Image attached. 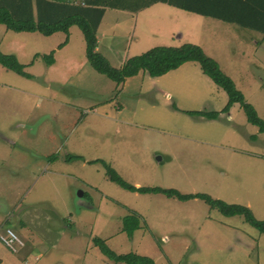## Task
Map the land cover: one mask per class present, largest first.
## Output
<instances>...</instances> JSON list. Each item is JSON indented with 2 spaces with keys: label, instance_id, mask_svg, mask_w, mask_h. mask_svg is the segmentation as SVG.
I'll list each match as a JSON object with an SVG mask.
<instances>
[{
  "label": "rangeland",
  "instance_id": "obj_1",
  "mask_svg": "<svg viewBox=\"0 0 264 264\" xmlns=\"http://www.w3.org/2000/svg\"><path fill=\"white\" fill-rule=\"evenodd\" d=\"M114 1L129 13L143 0ZM106 7L108 35L99 46L112 66L154 46L197 44L264 120L261 33L163 3L138 13L143 20L113 26L116 12ZM68 32L0 24V52L25 73L0 64V133L12 141L0 138V235L12 229L22 243L0 240V264H126L101 244L119 255H159L156 264H264V233L242 215L224 216L200 198L132 192L110 181L103 165L133 186L204 193L262 220L264 132L239 103L223 110L228 95L197 62L117 83L91 67L81 30ZM51 53L54 63L46 61ZM125 222L136 226L128 232Z\"/></svg>",
  "mask_w": 264,
  "mask_h": 264
},
{
  "label": "trees",
  "instance_id": "obj_2",
  "mask_svg": "<svg viewBox=\"0 0 264 264\" xmlns=\"http://www.w3.org/2000/svg\"><path fill=\"white\" fill-rule=\"evenodd\" d=\"M82 1L84 4L77 1L73 2V0H0V24L15 32H39L44 36L59 31L67 34L69 27L76 25L83 34L86 43V57L91 67L117 83L122 82L126 76L137 74L142 70L151 77H157L178 68L185 62L195 61L203 73L228 95V103L223 110L226 111L235 102L239 103L246 114L247 121L264 132V120L259 118L256 110L244 100V97L236 90L233 81L222 72L218 63L207 56L197 44L154 46L141 54L128 58L119 68L112 66L107 58L96 50V32L104 14V7L117 8V4L114 3L116 1ZM158 2L201 16L232 23L259 32L264 36V0H143L136 6L147 7ZM46 59L48 63H51L53 60L52 53ZM0 64L20 75H25L23 65L17 62L14 55L0 52ZM185 112L188 113V111ZM195 113L206 115L209 118H216L219 114V112L207 114L201 111ZM74 157L71 156V158ZM103 165L108 179L124 189L140 193H160L181 201L200 198L210 207L218 209L224 216L242 215L250 226L264 233V219L255 218L247 206L230 204L204 193H181L172 188L136 187L123 180L110 165L105 163ZM135 226L131 222H125L124 229L131 232ZM101 249L108 258L126 264H156L148 256L132 253L119 255L107 249L103 244H101Z\"/></svg>",
  "mask_w": 264,
  "mask_h": 264
},
{
  "label": "crops",
  "instance_id": "obj_3",
  "mask_svg": "<svg viewBox=\"0 0 264 264\" xmlns=\"http://www.w3.org/2000/svg\"><path fill=\"white\" fill-rule=\"evenodd\" d=\"M70 1V0H69ZM81 2V4H84L83 3V1H80ZM158 3H161V2H158ZM158 3H154V4H151V5H149V6H147V7H143V6H136V7H133V8H129V9H127V10H129V13H126V12H124V10H117L118 9V6H117V8H112L116 13H114V17H113V22H112V24H113V26H116V25H125L126 23H129L130 22V18H131V20H132V18L134 19V20H138L139 18H140V20H143L142 19V17H140L139 16V14L138 13H140V14H142L143 12H144V14L145 15H143V16H146L147 14H149L150 12H152V10L153 9H149L151 6H153V5H155V4H158ZM162 4V3H161ZM163 4H165V3H163ZM166 5H168V4H166ZM170 6V5H169ZM173 7V6H172ZM107 8V7H106ZM176 8V7H175ZM111 10V9H110ZM156 10H158V11H161V9H156ZM181 10V9H180ZM108 11L109 10H106V11H104V14H103V16H102V18H101V21H100V23H99V25H98V27H97V32H96V37H97V47H96V50L99 52V53H101L104 57H106L102 52H100V44L102 45V41H101V38H105L107 35H108V33L106 32V25H107V22H106V20H107V15H108ZM153 12H155V11H153ZM187 12V11H186ZM190 13H192V12H190ZM152 14H154L155 15V13H152ZM3 25V24H2ZM109 25V24H108ZM72 26H76V25H72ZM72 26H70L69 27V30H70V28L72 27ZM7 30H9V29H7ZM68 30V31H69ZM10 31H12V30H10ZM13 32H15V31H13ZM60 32V31H59ZM59 32H57V33H59ZM256 32V31H255ZM39 33V32H38ZM54 33H56V32H54ZM54 33H52V34H54ZM62 33H64V32H62ZM259 33V32H258ZM41 34V33H40ZM52 34H50V35H52ZM65 34V33H64ZM68 35H69V32H68ZM44 36V35H43ZM49 36V35H48ZM115 36V35H114ZM184 36L185 35H183V34H181V32H178V38L179 39H181V37H182V40L184 39ZM137 41V37H135V42ZM68 42V36H67V40H66V43ZM63 42H61L60 44H62ZM60 44H58L57 45V47L55 48V49H53V52H54V50L56 51V50H59V49H61L62 47H60L61 45ZM60 45V46H59ZM179 45H182L181 43H177V45L176 46H179ZM148 50V49H147ZM113 51H115V49H114V47H113ZM87 58V57H86ZM56 60V59H55ZM107 60L110 62V59L109 58H107ZM122 62H124L125 60H121ZM51 63H54L53 62V60H52V62ZM183 65V64H182ZM181 65V66H182ZM181 66H179L178 68H176V69H174V70H171V71H175V70H178L179 68H181ZM164 75V74H163ZM157 77H160V76H157ZM213 84V83H212ZM185 112V111H184ZM1 134V133H0ZM2 135V134H1ZM0 138H2V139H4V140H6V141H9V142H12V141H10V140H8V139H6L3 135L2 136H0ZM158 194H160V193H158ZM163 195V194H162ZM165 196V195H164ZM82 197L84 198V194L82 193ZM167 197V196H166ZM169 198H174V197H169ZM193 199H195V198H193ZM198 199V198H197ZM181 201V200H180ZM93 206H91V208H86V209H94V208H92ZM80 209L81 208H79L78 209V211H76L75 213H79L80 212ZM180 214V213H179ZM206 221L204 220V221H202L201 223L203 224V223H205ZM225 225H227V224H225ZM228 226V225H227ZM229 227H232V226H229ZM7 229H9V228H7ZM11 231H13L12 229H10ZM149 230H150V228H149ZM14 232V231H13ZM15 233V232H14ZM16 235V234H15ZM17 236V235H16ZM18 237V236H17ZM19 239V238H18ZM18 244H20L21 246H22V243L20 242V243H18ZM233 244H238L239 245V243H232V245ZM140 254V253H139ZM142 256H147V255H142ZM149 257V256H148ZM157 257H159V255H157V256H150V258H152L154 261H158V260H156V258ZM216 259H212V260H210V261H208V260H206L205 262H204V264H220V263H217L216 261H215ZM249 261L248 262H250V260L251 259H248ZM226 261H231V256L229 255V256H227V258H226ZM181 263V262H180ZM172 264V263H171ZM184 264V263H183ZM226 264V263H225ZM248 264H251V262L250 263H248Z\"/></svg>",
  "mask_w": 264,
  "mask_h": 264
},
{
  "label": "built area",
  "instance_id": "obj_4",
  "mask_svg": "<svg viewBox=\"0 0 264 264\" xmlns=\"http://www.w3.org/2000/svg\"><path fill=\"white\" fill-rule=\"evenodd\" d=\"M6 232H7L6 238L0 235V239L4 244H6L10 248H13V244L15 242L20 243V240L18 239V237L15 235L13 231H11L10 229H7Z\"/></svg>",
  "mask_w": 264,
  "mask_h": 264
},
{
  "label": "water",
  "instance_id": "obj_5",
  "mask_svg": "<svg viewBox=\"0 0 264 264\" xmlns=\"http://www.w3.org/2000/svg\"><path fill=\"white\" fill-rule=\"evenodd\" d=\"M0 136H2V135L0 134ZM82 193H83L82 191H78V196H79L80 198L83 199V197H82ZM81 204H82V201L80 200L78 206H79V207H83ZM86 208H87V207H86ZM88 208H89V207H88ZM78 209H79V208H77L76 211H78Z\"/></svg>",
  "mask_w": 264,
  "mask_h": 264
}]
</instances>
